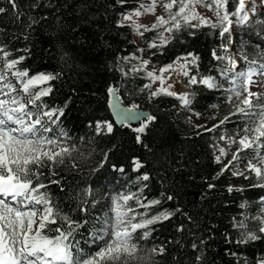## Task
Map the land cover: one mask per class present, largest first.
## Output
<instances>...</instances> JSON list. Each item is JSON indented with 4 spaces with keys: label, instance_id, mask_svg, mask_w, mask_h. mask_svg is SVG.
I'll use <instances>...</instances> for the list:
<instances>
[{
    "label": "snow or ice",
    "instance_id": "1",
    "mask_svg": "<svg viewBox=\"0 0 264 264\" xmlns=\"http://www.w3.org/2000/svg\"><path fill=\"white\" fill-rule=\"evenodd\" d=\"M6 3L8 7L0 6V18L11 13L9 24L16 30L0 26V37H3L0 39V264H137L146 259L155 264V257L171 254L169 244L185 248L181 239L168 240L153 244L147 256L141 255L140 241L149 240L155 231L150 226L171 221L176 216L183 217L194 226L197 221L180 206L145 218V214L136 212L129 201H135L140 208H148L161 204V200L145 203L136 193L110 197V214L104 218L96 217L100 227L89 234L90 241H85L95 244L96 251L86 252L81 247L80 240L76 239L77 231L89 221L73 219L71 213L78 211L87 216L89 208H95L100 200L89 199L91 186H86L78 193L68 194L75 207L66 212L47 191L50 185H61V179L56 177L69 166V162L71 169L78 168L77 157L73 155L78 153L77 146L62 127L72 96L62 106L50 105L45 98L53 95V82L60 80L62 73H32L23 67L25 60L31 57L32 49L9 47L12 41L29 42L37 28L48 21L49 13L41 14L38 9L59 13L60 8H53L52 0H24L23 4L20 0H6ZM198 8L212 12L213 16L203 15ZM261 9H264V0H139L134 7H129V0H109L105 12L118 11L116 27H127L137 37L147 40L146 34H153L144 48H136V53L140 54L146 49L166 48L176 34L184 30H189V36H195L196 30L203 27L216 30L219 47L211 50V56L218 62L217 75H200V56L194 52L178 56L159 69H149L151 59L133 53L123 59L138 60L139 63L120 71L124 78L142 73L150 81L139 89V92L147 94L149 101L161 96L174 97L179 100L181 108L188 111H193L195 93H178L174 90L176 85L223 92L225 102L230 106L229 112L212 127L194 126V134L202 136L231 123L233 117L244 121L233 132L219 135L218 141L210 145L214 150L213 162L220 165L212 180H218L229 172L232 176L253 181L250 184L252 188L264 189V12ZM148 16L152 19L142 22L141 18ZM237 28L243 30V35L237 32ZM253 37L255 40L250 44ZM151 55L155 56L156 52L152 51ZM153 85L157 86L154 88ZM72 91L74 94L75 89ZM123 95L121 88L109 85L107 107L114 119L89 121L88 127L95 137L113 135L117 125L129 128L136 133L135 142L151 151L143 143V137L150 125L157 122V117L143 112L135 99L125 102ZM193 114L200 116L197 112ZM133 122L138 126H133ZM229 152L231 159L224 163ZM107 160L108 153L105 152L97 168H102ZM132 164L134 172L145 167L139 158H133ZM167 166V160L161 163V169ZM112 168L121 173L125 171L115 165ZM173 171L179 173L181 169L176 167ZM150 179L149 173L143 172L136 181L147 182ZM164 179L166 176L162 175V181ZM205 182L208 191L216 188L215 183ZM146 187L147 184H143L138 192L142 193ZM60 191L64 188L60 187ZM227 191L242 192L243 189L229 185ZM161 196L166 201L176 199L175 195L164 192ZM206 197L207 193H204L201 201ZM252 220L258 222L259 227L249 229L245 217L233 225L238 238L233 240L226 235L224 242L247 246L264 241V216H255ZM175 231L185 233V224H179ZM188 231L193 237L190 243L191 264H212L206 253L214 239L213 229L209 228L207 235L198 237L196 232ZM225 253L239 256L236 251L227 249ZM173 260L175 264H184L182 257L174 256ZM236 264L248 262L246 259L237 260ZM254 264H264V255L255 257Z\"/></svg>",
    "mask_w": 264,
    "mask_h": 264
},
{
    "label": "trees",
    "instance_id": "2",
    "mask_svg": "<svg viewBox=\"0 0 264 264\" xmlns=\"http://www.w3.org/2000/svg\"><path fill=\"white\" fill-rule=\"evenodd\" d=\"M23 4L24 0H20ZM139 0H129V7H134ZM109 0H52V7L59 6V13L51 9H38L39 13H49V19L37 28L29 42L12 41L10 48L32 49V55L25 60L23 67L35 72H60L61 79L53 82L55 91L51 97L45 98L50 105L62 106L68 97L72 103L66 111L62 127L71 137V142L77 146V169L69 166L63 168L58 179L61 185H50L47 191L54 202L68 212L75 207V202L69 201V193H78L86 186H91L92 196L100 200L95 208H89V214L72 212L73 219L89 221L77 231L76 239L86 252L96 251V245L85 243L90 241V233L100 227L96 217L104 218L110 214L112 196L121 193H136L143 202L161 200V204L148 208H140L135 201V207L146 212L147 216L157 215L165 209L172 210L177 206L192 214L197 225L189 224L183 217H173L171 221L150 226L155 231L147 241H140L141 255L147 256L153 244L168 240L181 239L185 248L172 243L168 245L170 255L155 257V264H175L173 257H182L184 264H191L193 254L190 243L193 237L188 230L196 232L197 237L207 235L209 228L213 229V241L207 250V258L212 264H236L237 260H247L254 264V258L264 255V241H258L247 246L226 244L224 237L230 235L233 240L238 238L234 224L243 220L245 206L250 214H257L264 205V189L252 188L253 181L232 176L225 172L218 180L212 177L219 171L220 165L213 162V149L210 147L218 141L221 134L231 133L243 120L232 118V122L222 125L212 133L196 136L195 125L212 127L219 118L226 115L230 106L225 102V94L221 91L207 90L203 87H193V111L181 108L177 98L161 96L149 101L146 93L139 92L146 78L140 74H130L124 78L120 69L127 70L131 66L123 58L136 53L135 34L129 28L116 27L119 19L118 11L105 12ZM0 6L8 7L6 0H0ZM264 12V9H262ZM11 13L0 18V26H8L10 31L16 30L9 24ZM57 16L60 18L57 20ZM238 33L243 35L239 28ZM189 30L176 34V38L166 48L147 50L150 59L157 65L171 63L176 57L187 52L200 56V75H217L218 62L212 59L211 50L219 47L216 30L203 27L196 30L195 36L188 35ZM147 40H150L149 35ZM3 39V37H0ZM145 46L146 39L140 38ZM250 41L251 44L254 42ZM152 51L156 52L152 56ZM248 51L252 49L249 47ZM22 53H16L20 55ZM222 66V64L220 65ZM115 85L121 88L125 102L135 99L141 108L149 109L157 117V122L150 125L148 133L143 137L151 151L143 144L135 142L136 133L129 128L117 126L111 136L95 137L88 127L89 121L97 119H113L107 107V88ZM73 89L75 93L73 94ZM212 105H216L215 108ZM193 112L200 113L196 117ZM217 119H213V117ZM191 117V120H189ZM81 137L83 139H81ZM108 153V160L102 168H97L103 153ZM133 158L141 159L145 167L140 172L133 171ZM230 158H224V163ZM168 161V166L161 169V163ZM123 167V173L114 171L112 166ZM180 167L179 173L173 169ZM97 168L96 171H92ZM143 172H148L151 179L147 182H137L136 178ZM162 175L166 179L162 181ZM216 184V188L208 191L206 182ZM147 184L143 192L138 189ZM232 185L242 188V192L229 193L227 188ZM60 187L64 191H60ZM175 195L174 201H166L161 193ZM207 193L206 199L200 197ZM185 224V233H177L175 228ZM253 224L249 228H257ZM143 231V230H141ZM236 251L239 256L226 255L225 250ZM137 264H151L147 259Z\"/></svg>",
    "mask_w": 264,
    "mask_h": 264
},
{
    "label": "rangeland",
    "instance_id": "3",
    "mask_svg": "<svg viewBox=\"0 0 264 264\" xmlns=\"http://www.w3.org/2000/svg\"><path fill=\"white\" fill-rule=\"evenodd\" d=\"M197 10L200 11V12H201L203 15H205V16H208V17H212V16H213V13L207 11L206 9L198 8ZM261 10H262V9H261ZM157 11L159 12L160 10L158 9ZM151 19H152L151 16H148L147 18H141L142 22H147L148 20H151ZM237 30L240 31L239 28H237ZM146 35H149V38L152 39V35H153V34H150V33H149V34H146ZM135 41L138 42V43H137L138 47H141V48H144V47H145V46L143 45V43L141 42L140 37H137L136 35H135ZM139 55H142L144 59H150V56H149V54L146 52V50H145V52H144L143 54H140V53H139L138 56H139ZM127 57H128V56H127ZM127 62H128V64H129L131 67L139 63L138 60H131V61H127ZM165 65H167V64H165ZM165 65H157V64H155V63L152 62V63L149 65V69H151V68L159 69L160 67L165 66ZM141 74H142V73H141ZM142 75H143V74H142ZM143 76H144V75H143ZM146 80H147V83L150 82L147 78H146ZM156 86H157V85H153L154 88H155ZM174 90H175L176 92H178V93H183V92H186V91H192L191 89L186 88V87L184 86V84H178V85H176V87L174 88ZM243 122H244V121H243ZM228 157L231 159V152H229ZM134 204H135V203H133L132 201H129V205L132 206L133 208H135L136 212H138V213H144V214H145V218H146V212H145L144 210H142V209H138V208H136ZM255 216H264V208H261V210H259L257 214H250L249 211L247 210V205H246V206H245V211H244L243 220L245 219V217H247L248 228H249V226H251V225H253V224L258 225V227H259L258 222L252 220V217H255ZM249 229H253V228H249ZM253 230H254V229H253Z\"/></svg>",
    "mask_w": 264,
    "mask_h": 264
},
{
    "label": "water",
    "instance_id": "4",
    "mask_svg": "<svg viewBox=\"0 0 264 264\" xmlns=\"http://www.w3.org/2000/svg\"><path fill=\"white\" fill-rule=\"evenodd\" d=\"M142 111L145 112L146 114H150V112L148 110H142ZM137 125H138L137 122H133V126H137Z\"/></svg>",
    "mask_w": 264,
    "mask_h": 264
},
{
    "label": "bare ground",
    "instance_id": "5",
    "mask_svg": "<svg viewBox=\"0 0 264 264\" xmlns=\"http://www.w3.org/2000/svg\"><path fill=\"white\" fill-rule=\"evenodd\" d=\"M262 11V10H261ZM200 74V73H199ZM123 99V98H122ZM141 110H148L149 112H150V114H152L151 113V111L149 110V109H145V108H141ZM111 115H112V113H111ZM112 118H113V116H112ZM114 119V118H113ZM118 126V125H117ZM138 126V125H137Z\"/></svg>",
    "mask_w": 264,
    "mask_h": 264
}]
</instances>
